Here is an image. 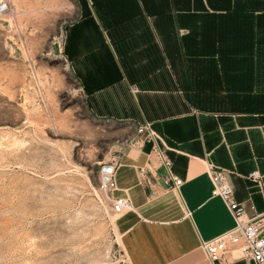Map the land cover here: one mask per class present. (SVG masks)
Returning <instances> with one entry per match:
<instances>
[{
	"label": "crops",
	"instance_id": "1",
	"mask_svg": "<svg viewBox=\"0 0 264 264\" xmlns=\"http://www.w3.org/2000/svg\"><path fill=\"white\" fill-rule=\"evenodd\" d=\"M85 6L66 54L90 108L135 130L112 192L131 204L117 223L125 255L130 264H208L202 243L234 227L212 195L210 166L247 215L264 212V0ZM168 177L182 183L172 188Z\"/></svg>",
	"mask_w": 264,
	"mask_h": 264
},
{
	"label": "rangeland",
	"instance_id": "2",
	"mask_svg": "<svg viewBox=\"0 0 264 264\" xmlns=\"http://www.w3.org/2000/svg\"><path fill=\"white\" fill-rule=\"evenodd\" d=\"M0 3V264H130L99 169L135 130L90 108L65 50L85 0Z\"/></svg>",
	"mask_w": 264,
	"mask_h": 264
},
{
	"label": "built area",
	"instance_id": "3",
	"mask_svg": "<svg viewBox=\"0 0 264 264\" xmlns=\"http://www.w3.org/2000/svg\"><path fill=\"white\" fill-rule=\"evenodd\" d=\"M6 9V5L0 3V13H5ZM115 174L114 163L101 165L99 183L100 189L108 193L112 199V212L120 216L131 209V204L125 197H112V192L116 189ZM208 174L213 185L212 195L221 198L234 220V227L231 230L202 243L208 264H221L222 261L226 263L225 258L228 255L232 256L233 261L264 264V212H252L247 215L244 206L233 199L232 189L224 180L223 172L210 166ZM248 178L257 182L258 172H251ZM164 183L177 188L182 181L175 177H168Z\"/></svg>",
	"mask_w": 264,
	"mask_h": 264
}]
</instances>
